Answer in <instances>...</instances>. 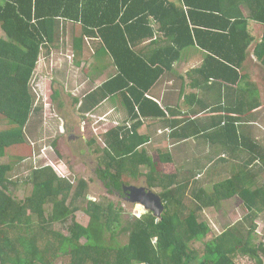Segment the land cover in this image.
<instances>
[{
  "label": "trees",
  "instance_id": "trees-1",
  "mask_svg": "<svg viewBox=\"0 0 264 264\" xmlns=\"http://www.w3.org/2000/svg\"><path fill=\"white\" fill-rule=\"evenodd\" d=\"M250 20L264 25V0H0V122L6 123L0 129V158L25 146L30 156L34 153V144H27L26 126L43 106L36 105L31 82L35 70L51 60L60 44L66 45L67 40L62 43L59 37L63 21L81 28L80 35H74V49L81 51L89 39L99 41L117 70L100 92L89 94L92 101L81 108L82 116L77 106L65 102V93L55 82L50 85L51 101L73 107L63 119L69 124L65 134L73 135L68 140L74 155L75 128L86 118L84 109L118 96L130 119L137 120L106 133L104 147H94L95 139L87 141L89 151L97 154L94 176L76 184L56 165L44 164L23 180L25 186L30 181L32 189L20 200L15 192L20 181L10 176L17 162L0 163V264H57L60 257H68L61 264H241L243 259L264 264V240L258 239L256 221L264 212V183L259 182L264 178V146L251 138L240 141L238 136L240 116L260 107L259 91L251 87L243 69L253 42ZM149 40L154 44L151 51L146 55L136 51L137 44ZM194 47L205 57L198 69L205 77L203 83L227 88L233 98L229 104L219 102L216 109L228 114L216 123L215 134L224 144L236 142L249 155L229 179L216 184L212 192L202 189L194 194L197 201L192 199L189 205L177 195L182 189L174 186L177 176L161 174L160 160L153 161L140 149L148 139L138 130L142 118L167 114L149 91ZM258 52L264 68V35ZM202 132L200 128L190 134ZM57 144V139L52 141L56 149ZM54 147L53 153L62 157ZM141 165H150L149 172L141 173ZM127 174H142L150 187L161 190L165 204L161 216L151 210L134 216L113 199L90 197L88 190L96 185L117 196L114 188L126 183ZM233 196L243 201L247 215L221 233H212L198 211L220 208ZM80 209L90 218L86 226L72 218ZM57 222L69 234L55 230ZM122 235L128 236L126 243L120 242ZM196 242L202 246L195 247Z\"/></svg>",
  "mask_w": 264,
  "mask_h": 264
},
{
  "label": "crops",
  "instance_id": "crops-1",
  "mask_svg": "<svg viewBox=\"0 0 264 264\" xmlns=\"http://www.w3.org/2000/svg\"><path fill=\"white\" fill-rule=\"evenodd\" d=\"M245 14L247 15L246 11ZM61 24L59 37L62 41L60 42L63 43V40H67L66 45L60 44L59 49L52 54L50 61L53 62V58L60 53L66 54L71 51V56L75 57L74 54H76L82 58L81 61H77V67H83L82 74L85 78L79 85L72 87L69 75L59 69H55V71L48 73L51 77L50 79H52L50 82H55L56 88H59L57 85L61 84V89L70 91H66L64 95V100H66L65 102L68 105L86 107L92 101L89 94L94 91L100 92L102 84L111 79L117 70L110 54L104 51L99 41L89 39L90 41L86 40L85 44H83L81 51L74 49L72 44L74 35H80L81 28L68 21H63ZM249 31L253 35V42L249 46V54L243 64V69L249 75L247 80L252 84L251 87L255 86L259 91L258 104L260 107L253 111L247 110L240 116L238 136L240 141L251 138L264 146V77L262 75L264 68L262 60L258 56L259 52L256 53V48L263 39L264 25L250 20ZM151 41L137 44L135 46L136 51L146 55L153 49L154 44ZM98 57L103 58L104 62L97 63L96 59ZM204 58L203 52L194 47L189 49L184 57L177 61L171 69L165 70L160 81L150 89L149 95L159 101L167 114L163 117L142 118L144 124L138 130L139 135L148 139L140 149H143L146 156L153 161L158 163L160 160L162 164V169L159 168L161 174L177 176L175 185H173L182 187L177 192V195L185 198L187 202L194 200L193 195L201 192L202 189L212 192L214 186L223 181L214 177L221 175V171L224 169L228 175L226 179H229L233 173L245 165V160L248 159L249 155L242 146H237L236 142L235 144H224L222 139H220L221 137L215 134L216 123L224 117L223 115L228 114V112H223V110L216 108L220 105L219 102L221 100H224L225 104H229L233 98L229 97L227 88L223 89V87L220 88L218 86L209 88L203 83L202 79L205 77L201 76L198 69ZM87 83L92 86L90 88L85 87L84 85ZM67 86L71 87V89ZM79 87L80 90L78 89ZM75 90L80 92V94L75 92ZM106 107H108V110L105 113L112 115V120L108 118V123L112 122L115 126L110 125L111 127L107 131L105 130L106 132L104 131L103 137L118 126L124 124L132 126L137 121L130 119L131 113L125 106L120 104L117 96L116 98H105L100 103L92 105L87 111L84 109L86 118L81 127L89 120L90 113ZM119 114L122 115L119 116ZM103 121L106 124L105 119ZM79 128L76 127L75 132ZM200 128L204 132L196 135L190 134ZM231 136L234 139V135L231 134ZM231 145L235 147V151L231 148ZM154 153H157L156 156L152 155ZM161 156L164 157V161L161 160ZM140 168H145V171L149 172L150 165L146 167L141 165ZM259 182L264 183V178ZM169 185L171 184L169 183ZM151 188L155 191H160L159 188ZM234 197L240 200V207L238 208L230 205V201ZM195 201L197 200L195 199ZM229 206L233 208L231 209L232 211L227 212L226 210ZM239 210L244 211V213L239 212ZM220 211L223 212L221 214L222 217L234 220L229 222L228 226L245 217L248 212L240 197L233 196L223 200L220 208L214 206L203 208V210L198 211V217L207 221V216L210 218L217 216ZM208 224L212 229V233H216L213 226L209 222ZM228 226L222 227V231Z\"/></svg>",
  "mask_w": 264,
  "mask_h": 264
},
{
  "label": "rangeland",
  "instance_id": "rangeland-1",
  "mask_svg": "<svg viewBox=\"0 0 264 264\" xmlns=\"http://www.w3.org/2000/svg\"><path fill=\"white\" fill-rule=\"evenodd\" d=\"M72 52L69 51L66 54H58L55 58H53L52 61L45 62L43 64V67L37 68L35 70V75L32 79L31 82V90L33 91L35 98H36V105L38 106H43L42 113L36 114V117L34 120L28 123L26 126V133H27V138H28V145L34 144L33 151L34 153L32 156H30V152L27 150V146L21 148L20 151L10 153V157L7 156L8 158L1 157L0 158V163L4 162H10L11 159L15 160L17 164L15 165L14 171L10 174L12 176V179L20 181V188L19 190H15L16 194L18 195V199H24L25 195H27L28 191L30 192L32 188L28 184L30 181H28L27 186L23 184V180H27V177L31 174L33 169L38 166H42L44 164H51V165H56L62 175H67L69 179L74 181V184L78 182L80 178H88L89 175L93 173V166L97 164V160L95 157H97V154H92L88 147H87V141L90 139H95L96 144H101L104 147V134L105 132L111 127L112 125L115 126L112 122L108 123V118L111 119V114L105 113V111L108 110V107L99 109L98 111H95L94 113H90L91 116H89V120L80 126L79 130L77 129V137L73 138V141L76 142L75 147L77 148V156L76 154L74 155V152L69 148V137H73V135L70 134H65L67 132V126L69 125L68 123L65 122V119H63V114H70L71 110L73 107L71 106H62L60 103L62 101L58 102H53L50 100L51 95L53 93V88L50 87L51 83L50 81V75L48 74L51 71H55V69H59L60 71H63L69 75L71 78L70 82L72 87H76L77 85L80 84V82L84 81V75L82 74L83 67L80 66V68L77 67V61H81L82 58L78 57L76 54L75 57L71 56ZM92 61V59H91ZM97 63H102L104 62L103 58L98 57L96 59ZM50 62V63H49ZM54 65H53V64ZM46 70V72H43ZM89 81V80H87ZM73 83V84H72ZM56 85V84H55ZM62 86L61 84H58L57 87L60 88ZM85 87L90 88L92 85L87 83L84 85ZM68 88L71 89V87L67 86ZM80 90V87L78 88ZM61 90V89H60ZM63 92L66 93V91L70 92L69 90L63 89ZM73 90V89H72ZM75 92L79 93L78 91L75 90ZM82 107L77 106V111L80 116L83 115L81 112ZM122 111V110H121ZM122 113V112H121ZM35 115V114H34ZM108 115V116H107ZM122 114H119V116ZM107 116V117H106ZM73 119V118H71ZM105 123L104 124V120ZM111 125V126H110ZM6 123L0 122V129L5 128ZM106 130V131H105ZM105 131V132H104ZM57 139L58 144H57V149L63 154L62 157H57L56 154L53 153L52 147V141ZM54 147V150H57ZM85 151L87 156L81 155V151ZM31 151V150H30ZM91 153V154H90ZM157 153H154L152 155L156 156ZM11 155H14L16 157H12ZM91 155V158H88V156ZM82 157V158H81ZM85 163L83 162V160ZM93 159L94 162H91ZM146 167V166H143ZM146 169L143 168L141 169V173L146 174L148 172L145 171ZM66 171V172H64ZM114 171V170H113ZM148 171V167H147ZM221 175H218L217 177H214L215 179H218L220 181H225L228 175L226 174V170L221 171ZM142 175V174H141ZM135 176L133 174H127L126 176L123 177L124 181L128 184L131 185H137V186H150L147 181V177L145 176ZM209 175V174H208ZM210 176V175H209ZM77 178V179H76ZM225 179V180H224ZM92 189V190H91ZM91 190V191H90ZM157 191V190H156ZM161 191V190H160ZM160 191H157V193H160ZM90 193V197L95 199H102V201H105L106 197L113 199L115 203L119 206L124 207L126 211L132 212L133 215L140 217L141 213L144 212V207L142 204H137V203H131V202H126L124 199H119L116 196H111L108 195L104 189H102L99 185H96L95 188H90L88 190ZM180 196V195H179ZM89 197V198H90ZM231 206H234L236 208L240 207L239 203L240 200L237 197L232 198ZM190 205V203L188 202ZM244 205V204H243ZM243 207V206H242ZM233 207H227V212L232 211ZM48 209V208H47ZM246 209V208H245ZM243 212L244 211H240ZM223 212H219L217 216H212L211 218L207 216V221L213 226L214 231L220 232L222 231V227L228 226L230 223L233 222L234 220L227 219L221 216ZM246 213V212H245ZM258 219H256L258 223V232H259V237L258 239L264 240V212L260 214ZM73 220L75 219L78 223L81 225L86 226L89 223V216L83 211V210H78L72 215ZM126 217L128 215L125 214ZM215 217V218H214ZM72 218L70 216L69 222H72ZM218 222V223H217ZM53 227L55 230H58L61 232L63 235L69 234V230L65 225H63L60 222L54 223ZM120 242L126 243L128 241V236L127 235H122L119 238ZM195 247H201V242H196L194 244ZM68 257H60L57 259V264H61L64 262H67ZM241 264H252L249 262V260L243 259L239 261Z\"/></svg>",
  "mask_w": 264,
  "mask_h": 264
},
{
  "label": "water",
  "instance_id": "water-1",
  "mask_svg": "<svg viewBox=\"0 0 264 264\" xmlns=\"http://www.w3.org/2000/svg\"><path fill=\"white\" fill-rule=\"evenodd\" d=\"M132 193L134 192L135 197L133 202H139L143 205L144 211H153L156 216H161L163 211L165 210V204L162 199V196L157 193L154 189L150 186H137V185H130L128 187Z\"/></svg>",
  "mask_w": 264,
  "mask_h": 264
},
{
  "label": "flooded vegetation",
  "instance_id": "flooded-vegetation-1",
  "mask_svg": "<svg viewBox=\"0 0 264 264\" xmlns=\"http://www.w3.org/2000/svg\"><path fill=\"white\" fill-rule=\"evenodd\" d=\"M91 162H94V161L92 160ZM92 169H93V173H94L95 168H92ZM90 176H91V174L89 175V177ZM92 176H94V175L92 174ZM130 185L131 184H128V183L127 184L126 183H122L120 188H116V189L114 188V191H115V193L117 195L116 197L119 198V199H124V201H126L127 203L128 202L134 203L133 202V199L135 197V194H134V192H133V194H131L132 193V190L130 191V189H128V187ZM104 189H105V192L109 193L108 188H104ZM135 203L140 204L139 202H135Z\"/></svg>",
  "mask_w": 264,
  "mask_h": 264
}]
</instances>
